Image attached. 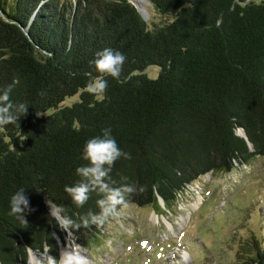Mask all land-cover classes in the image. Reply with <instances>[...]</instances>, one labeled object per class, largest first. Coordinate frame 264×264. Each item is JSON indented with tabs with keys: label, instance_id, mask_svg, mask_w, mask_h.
Returning a JSON list of instances; mask_svg holds the SVG:
<instances>
[{
	"label": "trees",
	"instance_id": "trees-1",
	"mask_svg": "<svg viewBox=\"0 0 264 264\" xmlns=\"http://www.w3.org/2000/svg\"><path fill=\"white\" fill-rule=\"evenodd\" d=\"M147 1L161 21H145L129 0H0V88L18 81L11 100L29 107L0 127V264H28L30 250L59 258L68 233L49 201L80 226L71 230L80 246L100 245L113 218L83 221L100 213L102 195L78 207L64 189L81 179L86 141L106 128L131 157L115 163L112 186L134 185L128 204L158 215L200 177L264 157V0ZM106 48L127 60L96 97L86 85ZM21 187L28 225L9 215ZM244 246L239 264H264L261 241Z\"/></svg>",
	"mask_w": 264,
	"mask_h": 264
},
{
	"label": "rangeland",
	"instance_id": "rangeland-1",
	"mask_svg": "<svg viewBox=\"0 0 264 264\" xmlns=\"http://www.w3.org/2000/svg\"><path fill=\"white\" fill-rule=\"evenodd\" d=\"M140 7L147 10L149 20H162L148 1ZM159 72L151 67L146 74L156 78ZM76 101L78 96L64 105ZM160 204L165 209L163 201ZM107 230L93 252L83 248L88 264H239L248 241L254 238L264 245V157L231 173L200 177L165 215L129 205ZM69 241L67 236L60 251ZM33 255L36 264H47L50 254Z\"/></svg>",
	"mask_w": 264,
	"mask_h": 264
},
{
	"label": "clouds",
	"instance_id": "clouds-1",
	"mask_svg": "<svg viewBox=\"0 0 264 264\" xmlns=\"http://www.w3.org/2000/svg\"><path fill=\"white\" fill-rule=\"evenodd\" d=\"M96 57L93 63L98 75L89 79L86 90L96 97H103L108 88L107 78L120 79L127 57L110 48L97 52ZM17 83L18 81L14 80L11 84L0 88V127L9 124L15 125L22 116L27 115L29 108L27 104H15L11 100V93ZM122 157L125 159L131 158L129 154L124 153L119 148L110 128L104 129L101 136L86 141L82 158L87 161V164L78 167L76 170L81 179L74 186H65L64 189L78 207H83L91 198L92 193L102 195L103 198L97 201L100 213L97 215L90 212L88 217L84 218L85 226L88 225L89 218L91 223L102 225L109 218L119 217L122 211L129 207L126 196L136 191L135 186H112L115 183L111 176L113 167ZM25 193L26 189L21 187L10 197L9 215L21 224L28 225L27 215L31 214L33 209L30 207V200ZM49 204L51 216L58 219L60 229L68 233L70 241L60 251L58 259L48 255L46 258L47 264H88L87 258L79 251L80 246L71 240L73 236L71 230H78L80 226L75 225L67 217H63L61 221L59 217L63 212V208L54 206L50 201Z\"/></svg>",
	"mask_w": 264,
	"mask_h": 264
},
{
	"label": "water",
	"instance_id": "water-1",
	"mask_svg": "<svg viewBox=\"0 0 264 264\" xmlns=\"http://www.w3.org/2000/svg\"><path fill=\"white\" fill-rule=\"evenodd\" d=\"M130 3L136 8L137 12L141 15V17L145 20V21H148L149 20V15H148V12L147 10L139 7L138 3L135 1V0H129ZM243 132V134H238L240 137H243L246 141H248V137L247 135L245 134V132L243 130H241ZM248 144H249V147L250 149L253 151V145L248 141ZM160 201H162L160 199ZM57 219V218H56ZM59 219L62 221V216L60 215ZM58 220V219H57ZM60 241V240H59ZM76 242V241H75ZM76 245H79L77 242L75 243ZM80 246V245H79ZM79 249H82L83 250V247L80 246ZM30 252L32 253L33 255V252L30 250Z\"/></svg>",
	"mask_w": 264,
	"mask_h": 264
},
{
	"label": "bare ground",
	"instance_id": "bare-ground-1",
	"mask_svg": "<svg viewBox=\"0 0 264 264\" xmlns=\"http://www.w3.org/2000/svg\"><path fill=\"white\" fill-rule=\"evenodd\" d=\"M137 3H138V5H140V6H143L144 4H146L147 3V1L146 0H135ZM139 6V7H140ZM144 9V8H143ZM79 251H80V253L82 254L83 253V250L82 249H79ZM30 262H29V264H36V261H35V258H34V255H32L31 257H30Z\"/></svg>",
	"mask_w": 264,
	"mask_h": 264
}]
</instances>
